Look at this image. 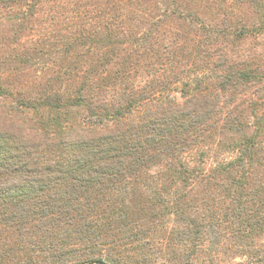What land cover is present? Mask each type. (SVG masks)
I'll use <instances>...</instances> for the list:
<instances>
[{"label": "trees", "instance_id": "obj_1", "mask_svg": "<svg viewBox=\"0 0 264 264\" xmlns=\"http://www.w3.org/2000/svg\"><path fill=\"white\" fill-rule=\"evenodd\" d=\"M2 20L0 264H264V0Z\"/></svg>", "mask_w": 264, "mask_h": 264}, {"label": "rangeland", "instance_id": "obj_2", "mask_svg": "<svg viewBox=\"0 0 264 264\" xmlns=\"http://www.w3.org/2000/svg\"><path fill=\"white\" fill-rule=\"evenodd\" d=\"M0 38H12V32H11V27L8 26V24H6V22L4 20L0 21ZM23 40H26L28 41V38L27 36H23L22 37ZM256 42H260L262 43L263 40H255V41H252L251 43L246 41L239 49V51H243L245 48H249L251 45H253L254 43ZM253 43V44H252ZM176 96V98H178V94L177 95H174ZM133 120V119H132ZM247 261L246 258H238L236 259V263L238 262L239 264H243Z\"/></svg>", "mask_w": 264, "mask_h": 264}, {"label": "water", "instance_id": "obj_3", "mask_svg": "<svg viewBox=\"0 0 264 264\" xmlns=\"http://www.w3.org/2000/svg\"><path fill=\"white\" fill-rule=\"evenodd\" d=\"M85 264H105V263L100 262V261H95V262H89V263H85Z\"/></svg>", "mask_w": 264, "mask_h": 264}]
</instances>
